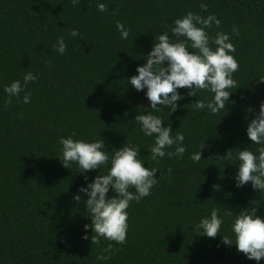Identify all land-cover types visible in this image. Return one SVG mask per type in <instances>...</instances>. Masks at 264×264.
Returning <instances> with one entry per match:
<instances>
[{
    "label": "trees",
    "instance_id": "trees-1",
    "mask_svg": "<svg viewBox=\"0 0 264 264\" xmlns=\"http://www.w3.org/2000/svg\"><path fill=\"white\" fill-rule=\"evenodd\" d=\"M98 2L107 5L106 12L97 10ZM201 2L0 0V264H98L99 248L109 243L114 255L107 264H257L221 243L230 217L214 239L198 236L193 225L214 207L222 216L224 211L236 214L253 207V200L260 202L257 215L264 217V192L250 183L236 188L237 166L225 156L250 145L246 126L264 101V0H203L206 12ZM189 11L216 15L221 25L208 30L210 36L217 31L230 35L239 64L238 88L230 97L235 103L212 116L191 105L209 93L188 97L189 89H179L185 98L177 110L154 114L165 120L162 126L184 134L187 150L182 159L153 161V139L130 124L141 110H150L148 100L127 81L145 63L155 36L170 32L172 22ZM116 22L130 29L127 40L120 39ZM233 26L239 36L232 35ZM74 29L80 39L69 36ZM59 37L68 45L63 55L54 49ZM29 71L38 77L25 89L30 103L22 102V92L5 107L4 87L23 83ZM73 133V139L100 137L109 152L130 142L140 149L144 167L158 169L151 194L130 202L123 245L103 239L91 245L95 233L84 230L91 223L86 197L79 204L72 199L84 176L76 164L67 169L59 159L58 140ZM203 141L201 161L194 163L190 156ZM99 173H87L89 182ZM85 235L88 240L81 239Z\"/></svg>",
    "mask_w": 264,
    "mask_h": 264
},
{
    "label": "clouds",
    "instance_id": "clouds-1",
    "mask_svg": "<svg viewBox=\"0 0 264 264\" xmlns=\"http://www.w3.org/2000/svg\"><path fill=\"white\" fill-rule=\"evenodd\" d=\"M72 2L74 5L79 4V0ZM200 9L205 12L208 9L203 0ZM97 10L106 12L107 5L98 2ZM220 25L215 14L204 17L189 11L175 19L170 32L164 31L155 36L151 50L144 57L145 63L138 66L135 69L137 74L128 79L127 83L137 92L143 91L149 101L150 110H141L142 114H137L130 124L132 129L153 139L150 147L151 160L158 161L165 157L182 159L187 150L184 134L178 130L173 132L170 125L162 126L165 120L154 114L164 111L170 115L174 113L178 102L185 98L179 89H189L186 93L188 97H197L200 92L209 93L208 97L198 98L191 105L197 111L207 110L212 116L225 112L227 104L235 103L230 100L233 93L231 89L238 88L234 79V73L239 70L238 61L233 55L235 45L228 33L217 31L214 36H210L208 31L213 26L219 29ZM115 27L120 39L127 40L130 29L120 22H116ZM232 35L239 36L238 27L233 26ZM69 36L80 39L79 30H72ZM67 47L63 37H59L54 45L55 51L60 55L65 54ZM37 79V75L29 71L24 74L23 83L15 80L5 86L3 91L7 99L4 106L7 107L13 98H20L22 92V102L30 103L31 93L25 89ZM74 135L75 133L58 140L61 153L59 159L67 169H70L71 164H76L78 172L84 176V186L72 197L78 204L82 195L86 197L83 203L91 223L85 225L84 230L87 232L91 229L95 233L91 236V245L99 246L102 239L123 245L129 227L127 209L130 202L139 203L151 194L158 184V178H155L158 169L144 167L140 149L130 142L109 152L100 137L87 141L73 139ZM246 137L251 142L248 147L234 150L235 156L232 155L233 151L225 156L234 161L232 165L237 166L233 177L234 186L243 188L250 183L254 191L261 193L264 192V101L260 103L258 114L247 123ZM204 142L190 156L194 163L201 161ZM252 145L258 146L255 151L251 150ZM173 148L174 150H169ZM102 168L107 170L106 174H101ZM97 169L100 173L89 182L87 173ZM171 173L172 169L169 167L167 174ZM259 203L256 200L250 201L254 205L250 209L236 214L224 211L223 216L219 207H214L208 216L200 218L193 225V231L198 236L214 239L220 235L224 218L230 217L229 233L220 235L221 243L229 247L235 246L236 251L246 259L259 264L264 259V217L257 215ZM81 239L88 240L89 237L85 235ZM113 255V243H109L107 247L99 248L96 261L98 264H107Z\"/></svg>",
    "mask_w": 264,
    "mask_h": 264
},
{
    "label": "water",
    "instance_id": "water-1",
    "mask_svg": "<svg viewBox=\"0 0 264 264\" xmlns=\"http://www.w3.org/2000/svg\"><path fill=\"white\" fill-rule=\"evenodd\" d=\"M148 104H149V101H148Z\"/></svg>",
    "mask_w": 264,
    "mask_h": 264
}]
</instances>
